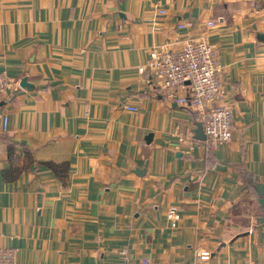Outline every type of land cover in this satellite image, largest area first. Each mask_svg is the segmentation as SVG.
<instances>
[{
	"label": "crops",
	"instance_id": "1",
	"mask_svg": "<svg viewBox=\"0 0 264 264\" xmlns=\"http://www.w3.org/2000/svg\"><path fill=\"white\" fill-rule=\"evenodd\" d=\"M196 37L232 110L215 149L195 137L202 109L138 70ZM0 72V248L15 264H119L122 249L131 263L264 262V0H0Z\"/></svg>",
	"mask_w": 264,
	"mask_h": 264
},
{
	"label": "built area",
	"instance_id": "2",
	"mask_svg": "<svg viewBox=\"0 0 264 264\" xmlns=\"http://www.w3.org/2000/svg\"><path fill=\"white\" fill-rule=\"evenodd\" d=\"M208 25H212V22L209 21ZM177 26L181 29L185 24ZM171 46L172 43H168L154 47L147 62L138 67L139 72L147 71L155 87L177 105L202 109L200 123L205 141L212 149L228 143L233 133L232 110L229 105L221 103L224 92L215 48L204 37L186 39L174 48ZM10 86L11 80L0 72V93L7 91ZM178 217L174 207L168 209L167 218L172 225H175ZM119 255V264H164L159 261L131 263L125 249ZM209 256V251H201L199 259L206 260ZM15 263V249L0 248V264Z\"/></svg>",
	"mask_w": 264,
	"mask_h": 264
},
{
	"label": "water",
	"instance_id": "3",
	"mask_svg": "<svg viewBox=\"0 0 264 264\" xmlns=\"http://www.w3.org/2000/svg\"><path fill=\"white\" fill-rule=\"evenodd\" d=\"M25 82H26V79L25 78L22 79L21 80V86L25 85ZM0 105H2V103H0ZM195 137L197 139H200V140L206 139L205 134L203 133V130H202V125L200 122L196 124ZM252 188L256 192V194L258 195L257 202L260 206V211H261V215L259 217V222L261 224H264V183L254 182L252 184Z\"/></svg>",
	"mask_w": 264,
	"mask_h": 264
}]
</instances>
